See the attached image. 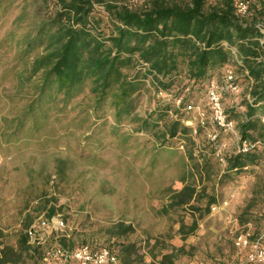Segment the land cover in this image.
<instances>
[{
	"label": "rangeland",
	"instance_id": "rangeland-1",
	"mask_svg": "<svg viewBox=\"0 0 264 264\" xmlns=\"http://www.w3.org/2000/svg\"><path fill=\"white\" fill-rule=\"evenodd\" d=\"M35 25L31 0H1L0 232L5 241L13 246L21 227L28 224L30 243L43 253L39 264H61L62 259L53 254L58 248L88 245L115 250L119 241L143 245L146 261L149 250L174 244L183 245L186 254L178 255L173 264H251L245 259L246 250L234 240L240 234L254 238L264 226V152L258 165L230 175L221 189L218 181L226 163L219 156L225 147L236 151L233 134L219 131L221 148L219 154L210 155V178L206 173L198 177L193 166L201 160L198 148L213 129L208 113L198 136L197 114L183 113L182 123L191 127L193 145L181 137L163 142V121L154 124L153 120L154 127L143 130L140 122H115L107 105L97 113L91 111L87 86L68 100H39L40 73L28 75L31 60L41 49L22 54L24 40L33 34ZM229 93L226 103L243 110L241 86ZM159 96L163 95L153 90L143 92L135 115L150 121ZM190 147L195 149L194 161L186 154ZM185 183L198 188L205 185L209 193H217L218 200L212 204L217 208L210 206L209 213L198 220L195 233L181 240L178 219L189 224L190 214L168 203L171 193ZM251 200L250 212L260 216L238 220ZM59 221L62 226L57 225ZM120 221L131 224L133 232L116 238L115 226ZM15 264L33 263L24 253Z\"/></svg>",
	"mask_w": 264,
	"mask_h": 264
},
{
	"label": "trees",
	"instance_id": "trees-1",
	"mask_svg": "<svg viewBox=\"0 0 264 264\" xmlns=\"http://www.w3.org/2000/svg\"><path fill=\"white\" fill-rule=\"evenodd\" d=\"M236 4L237 0H31L36 25L24 40L22 54L34 49L41 52L31 60L28 77L40 73L39 100H68L87 86L91 111L97 113L107 105L115 122H140L143 130H151L153 120L154 124L163 121V142L181 137L194 145L191 127L182 123L185 106L200 102L206 112L205 91L215 76L224 112L235 122L239 136L264 139L260 122L264 115V40L260 41L264 36V0H250L244 13ZM227 69L241 86L239 104L243 110L226 103L230 94L224 79ZM152 90L163 96L157 99L149 121L135 115V110L140 95ZM166 94L171 97L165 99ZM202 129L197 125L195 134ZM221 135L217 142L205 135L198 148L201 160L193 162L198 177L206 173L210 178V159L220 151ZM207 148L208 155H203ZM228 148L220 153L226 163L218 181L221 189L230 175L258 165L263 153ZM194 152L192 147L186 150L192 161ZM217 200L216 192L209 193L205 185L198 188L194 183H185L171 193L168 206L186 208L191 218L189 224L178 219L181 240L195 233L198 220ZM252 206L253 200L237 219L258 218L260 215L250 212ZM131 232L132 225L120 221L114 236L121 238ZM142 248L135 241H119L115 250L110 249L121 264H173L178 255L186 254L183 245L165 244L159 251L149 250L146 261ZM24 253L33 264L43 259L39 248L30 243L28 224L21 227L13 246L0 232V264H15Z\"/></svg>",
	"mask_w": 264,
	"mask_h": 264
},
{
	"label": "built area",
	"instance_id": "built-area-1",
	"mask_svg": "<svg viewBox=\"0 0 264 264\" xmlns=\"http://www.w3.org/2000/svg\"><path fill=\"white\" fill-rule=\"evenodd\" d=\"M250 0H237V9L239 12L244 13L248 9ZM264 40V36L260 41ZM232 55L237 58V50L233 49ZM226 87L230 92L236 93L239 91V85L234 82L232 72L227 69L224 74ZM206 112L203 110L201 103H192L185 106L186 111H193L198 116V121L201 126H204L208 118V123L213 127L212 132L209 133V138L214 141L219 131L231 133L236 139V151L240 153H247L249 151H262L264 152V139L263 138H241L238 131L235 129V122L227 118L221 102V95L217 80L212 77L209 80L208 86L205 91ZM252 99L250 98L249 101ZM205 113L208 116L205 118ZM260 122L264 124V115L261 117ZM183 147V145H180ZM219 150L217 154H219ZM219 159H223L219 156ZM212 210L217 208V205H211ZM42 224H45L42 221ZM58 226H62V221L57 222ZM30 233V230H29ZM248 234H240L235 237L234 244L237 247L246 250V261L251 264H264V226L260 234L254 238H249ZM62 259L61 264H121L117 255L108 247L92 248L88 245H80L73 249L58 248L53 252Z\"/></svg>",
	"mask_w": 264,
	"mask_h": 264
}]
</instances>
